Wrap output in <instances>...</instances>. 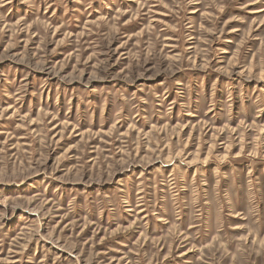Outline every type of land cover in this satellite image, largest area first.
Returning <instances> with one entry per match:
<instances>
[{
    "label": "rangeland",
    "instance_id": "1",
    "mask_svg": "<svg viewBox=\"0 0 264 264\" xmlns=\"http://www.w3.org/2000/svg\"><path fill=\"white\" fill-rule=\"evenodd\" d=\"M0 264H264V0H0Z\"/></svg>",
    "mask_w": 264,
    "mask_h": 264
}]
</instances>
